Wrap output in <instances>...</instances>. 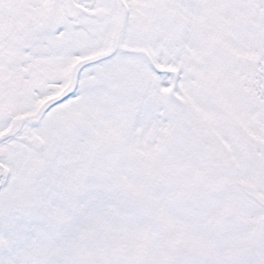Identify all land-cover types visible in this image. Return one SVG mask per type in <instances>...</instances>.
<instances>
[{"label":"snow or ice","instance_id":"snow-or-ice-1","mask_svg":"<svg viewBox=\"0 0 264 264\" xmlns=\"http://www.w3.org/2000/svg\"><path fill=\"white\" fill-rule=\"evenodd\" d=\"M0 264H264V0H0Z\"/></svg>","mask_w":264,"mask_h":264}]
</instances>
